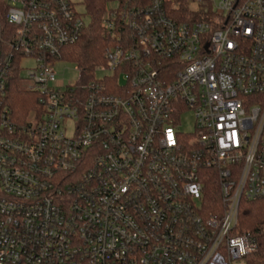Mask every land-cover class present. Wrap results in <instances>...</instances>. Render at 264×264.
Instances as JSON below:
<instances>
[{"label": "built area", "instance_id": "obj_1", "mask_svg": "<svg viewBox=\"0 0 264 264\" xmlns=\"http://www.w3.org/2000/svg\"><path fill=\"white\" fill-rule=\"evenodd\" d=\"M85 1L0 0V264H245L258 242L240 204L264 199V0H101L103 62L65 81ZM17 90L35 95L27 118Z\"/></svg>", "mask_w": 264, "mask_h": 264}, {"label": "trees", "instance_id": "obj_2", "mask_svg": "<svg viewBox=\"0 0 264 264\" xmlns=\"http://www.w3.org/2000/svg\"><path fill=\"white\" fill-rule=\"evenodd\" d=\"M85 3H87V12L92 18L91 25L85 30L81 40L68 49L67 60L81 65L84 69H92L98 63L103 62V54L107 46L101 25L103 2L92 0L85 1ZM176 17L185 18L180 14ZM16 95L20 117L27 118L34 108L35 95L21 90H17ZM205 198L211 210L219 203L220 193L217 179L207 188ZM238 230L240 233H250L258 242L257 251L245 258V264H264V199L241 201Z\"/></svg>", "mask_w": 264, "mask_h": 264}, {"label": "rangeland", "instance_id": "obj_3", "mask_svg": "<svg viewBox=\"0 0 264 264\" xmlns=\"http://www.w3.org/2000/svg\"><path fill=\"white\" fill-rule=\"evenodd\" d=\"M77 10L81 13H86L87 11L85 6L82 4H77ZM84 17H85V21L89 22L88 16L85 15ZM27 63L32 64L31 61ZM56 69H57L58 77L64 79L65 81L76 82L79 78V72L76 69V63L59 61L56 64ZM109 73L111 72L109 71ZM105 75H107V73L103 71H98L95 73L96 78H102ZM21 86L23 88H27L29 86V83L25 81L21 84ZM177 129L179 132L183 134L192 133L195 131L194 116L192 112L188 111L182 116Z\"/></svg>", "mask_w": 264, "mask_h": 264}]
</instances>
